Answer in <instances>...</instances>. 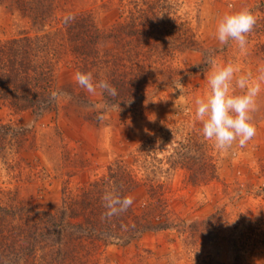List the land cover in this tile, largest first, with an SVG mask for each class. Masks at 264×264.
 Returning a JSON list of instances; mask_svg holds the SVG:
<instances>
[{"label":"rangeland","instance_id":"1","mask_svg":"<svg viewBox=\"0 0 264 264\" xmlns=\"http://www.w3.org/2000/svg\"><path fill=\"white\" fill-rule=\"evenodd\" d=\"M137 3L55 0L46 31L56 32L58 38L63 18L83 12L92 13L99 27L108 28L125 18L133 7L134 14ZM166 4L163 10L178 11L189 22L202 48L207 49L206 54L195 49L174 51L172 56L166 53L165 57H172L183 71L166 74L161 82L149 84L145 95L133 105L119 107L104 104L99 89L90 94L81 88L74 79L75 58L62 47L56 48L54 110L37 117L30 110L16 112L0 106V203L56 207L63 191L79 194L115 161L133 170L141 181L142 186L130 194L137 205L145 196V177L151 175L144 172L145 153L139 146L152 137L158 144L150 155L157 152L163 165L147 157L146 161L152 160L158 166L150 178L166 190L177 224L145 232L127 245L105 247L96 256L98 264H264V80H257L264 69V0H167ZM241 9H250L257 18L247 35L245 50L234 41L222 45L216 38L218 20ZM173 24L163 25L162 33L168 30L161 36L165 45L172 44L177 34ZM25 34L42 32L8 0H0V40ZM211 60L216 66L230 62L237 69V78L249 75L252 83L261 84L258 108L252 113L256 135L244 147L236 142L229 150L217 149L213 141L204 139L203 125L195 116L194 99L208 91ZM162 72L157 65L155 74ZM179 81L183 92L175 89ZM241 91L234 88L237 94ZM101 114L104 119H97ZM197 141H204L213 152L218 174L192 183L185 165L176 157L183 145L193 147ZM170 154L172 157L165 159ZM205 166L203 161L193 168Z\"/></svg>","mask_w":264,"mask_h":264},{"label":"trees","instance_id":"2","mask_svg":"<svg viewBox=\"0 0 264 264\" xmlns=\"http://www.w3.org/2000/svg\"><path fill=\"white\" fill-rule=\"evenodd\" d=\"M8 1L42 32L0 40V106L16 112L30 110L38 117L54 110L56 48L62 47L73 55L77 71L91 72L96 81L106 79L115 86L116 97L98 89L104 104L119 107L133 105L145 95L149 84L164 79L166 74L183 71L172 57H165L166 53L172 56L174 51L180 53L186 49L207 52L196 31L178 11L169 13L162 9L163 5L167 7V0H136L135 13L133 7L125 18L108 28L99 27L90 12L74 13L75 19L69 23L63 18L58 38L56 32L46 31L55 0ZM173 21L172 29L177 34L172 44L165 45L161 42L163 25ZM157 65L163 70L160 75L155 74ZM157 144L152 137L140 144V151L145 153L144 172L151 174L143 182L145 196L119 216H104V191L116 188L121 195H130L142 183L133 170L115 161L107 165L104 175L89 181L79 194L63 191L56 207L39 209L0 203V264H98L97 254L109 245H127L145 232L174 228L177 222L169 208L166 190L150 178L157 165H163L157 152L150 155ZM177 153V161L185 165L190 182L217 176V160L204 141L193 143V147L183 145V151ZM147 157L157 165L152 160L146 161ZM171 157L172 154L165 159ZM203 161L205 169L193 168ZM151 166L155 167L147 170Z\"/></svg>","mask_w":264,"mask_h":264},{"label":"clouds","instance_id":"3","mask_svg":"<svg viewBox=\"0 0 264 264\" xmlns=\"http://www.w3.org/2000/svg\"><path fill=\"white\" fill-rule=\"evenodd\" d=\"M74 19L72 14L64 18L65 23ZM256 23L257 18L250 9L227 13L217 22L216 38L222 45L234 41L241 50H245L247 35L253 31ZM209 63L213 65V70L207 77L208 91L194 99L195 116L203 125V137L213 141L219 150H229L236 142L244 147L256 135L252 113L258 108L257 98L261 92V84L252 83L249 75L242 74L237 78V69L230 62L223 66H216L214 60ZM260 72L258 81L264 80V69ZM74 79L90 94H95L99 88L111 97L118 95L116 87L108 80L96 81L91 72L77 71ZM182 85L180 81L177 82L175 89L183 92ZM234 88L242 91L237 94ZM52 95L55 97L57 93ZM97 119L103 120L104 116L98 115ZM102 200L106 209L104 216L112 218L126 212L132 206L134 197L121 195L116 188H112L104 191Z\"/></svg>","mask_w":264,"mask_h":264}]
</instances>
